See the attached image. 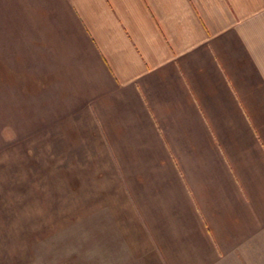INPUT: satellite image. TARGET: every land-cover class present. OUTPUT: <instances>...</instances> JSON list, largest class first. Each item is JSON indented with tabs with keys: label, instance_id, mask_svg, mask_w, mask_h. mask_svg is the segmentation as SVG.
<instances>
[{
	"label": "crops",
	"instance_id": "0c3cea01",
	"mask_svg": "<svg viewBox=\"0 0 264 264\" xmlns=\"http://www.w3.org/2000/svg\"><path fill=\"white\" fill-rule=\"evenodd\" d=\"M56 176L95 264H264V0H0V257Z\"/></svg>",
	"mask_w": 264,
	"mask_h": 264
},
{
	"label": "rangeland",
	"instance_id": "374dc122",
	"mask_svg": "<svg viewBox=\"0 0 264 264\" xmlns=\"http://www.w3.org/2000/svg\"><path fill=\"white\" fill-rule=\"evenodd\" d=\"M61 147L56 145V153L59 149V153H61ZM57 168L60 169L59 172L62 171V162L57 160L56 157ZM58 179L56 176L55 215L54 220L49 225L42 222L41 211H38L39 223H28L30 221L29 217L35 216V211L22 207L16 208L15 206L18 203H16L17 205L12 203L14 210L18 216H21L19 219L22 218L23 223L21 225L14 224V226H7V233L5 234L17 240V242H12L11 244L17 249V253L23 255L2 256L0 257V264H95L94 235H90L92 230H94V225L79 224V209L77 203L79 201V194L73 191L71 193V218L69 221L65 219L64 222L61 208V182ZM85 197L90 199L89 194H85ZM19 206L21 205L19 204ZM82 231L83 240L81 239Z\"/></svg>",
	"mask_w": 264,
	"mask_h": 264
}]
</instances>
